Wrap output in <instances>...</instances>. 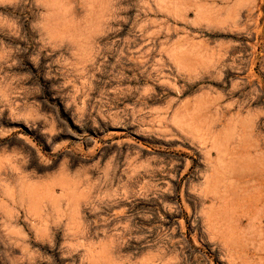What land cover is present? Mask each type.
Wrapping results in <instances>:
<instances>
[{"label":"rangeland","instance_id":"rangeland-1","mask_svg":"<svg viewBox=\"0 0 264 264\" xmlns=\"http://www.w3.org/2000/svg\"><path fill=\"white\" fill-rule=\"evenodd\" d=\"M0 264H264V0H0Z\"/></svg>","mask_w":264,"mask_h":264}]
</instances>
